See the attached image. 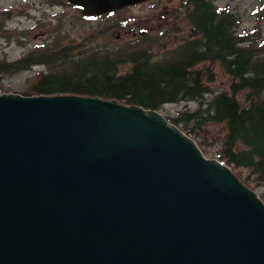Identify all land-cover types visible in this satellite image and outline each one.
I'll return each instance as SVG.
<instances>
[{"label":"water","instance_id":"1","mask_svg":"<svg viewBox=\"0 0 264 264\" xmlns=\"http://www.w3.org/2000/svg\"><path fill=\"white\" fill-rule=\"evenodd\" d=\"M0 264H264V202L160 110L0 91Z\"/></svg>","mask_w":264,"mask_h":264},{"label":"trees","instance_id":"2","mask_svg":"<svg viewBox=\"0 0 264 264\" xmlns=\"http://www.w3.org/2000/svg\"><path fill=\"white\" fill-rule=\"evenodd\" d=\"M179 7L182 28H168L161 35L106 39L108 31L126 28L119 21L76 37L61 26L50 27L24 55L0 58V78L38 67L24 95L98 96L149 110L196 103V108L185 107L167 119L193 138L201 137L209 125H222L224 134L215 142L218 159L239 172L243 183L260 189L264 202V36L256 29L241 30L242 14L215 0H182L174 11ZM170 32L177 33L172 46ZM10 33L18 34L17 42L23 44L21 37L28 32L9 30L0 19V37L11 41ZM218 64L230 80L221 91L212 86Z\"/></svg>","mask_w":264,"mask_h":264},{"label":"rangeland","instance_id":"3","mask_svg":"<svg viewBox=\"0 0 264 264\" xmlns=\"http://www.w3.org/2000/svg\"><path fill=\"white\" fill-rule=\"evenodd\" d=\"M181 1L148 0L116 12L86 17L81 13V7L72 5L66 0L64 5L54 4L52 0H0V19L6 20V27L16 33L21 31L28 32L25 38L21 37L23 44L17 42L15 36L18 34L13 36L10 33L11 41H9V38L0 37V58L6 57L9 60L19 58L35 42L43 40L47 36V29L54 26H61L66 34L76 37L80 33L90 30L96 31L106 27L109 23L119 21V23H124L126 28H120L118 31L110 30L107 35L105 34L106 39L113 38L115 41L132 37L134 31L138 34L145 30V32H149L152 35H161L168 28L179 30L178 28L183 26L180 17H177V13L181 11V8L179 7L178 11L174 10H176L177 6H180ZM215 3L221 7L236 9L242 14L241 30L252 31L256 29L257 32H261L262 36H264V0H215ZM8 12L11 15L10 18L5 15ZM176 38L177 33L170 32L168 40L172 41L169 42L171 46L175 45ZM163 45L168 46L169 44ZM36 69L38 67L30 71L12 73L1 77L0 83L4 88H0L1 93L29 96L23 93L27 89V84L30 82L29 79L32 77L31 75H34ZM216 72L217 80L212 84L213 89L221 91L228 88L229 77L223 72L219 64L216 66ZM185 107L194 109L196 108V103H169L160 111L165 116H176ZM201 134V137H190L199 145L206 158L219 160L217 155L218 143L215 142L224 134L222 125H209L205 127ZM234 172L239 178H243L239 172ZM256 192L258 195L261 193L260 189H257Z\"/></svg>","mask_w":264,"mask_h":264},{"label":"flooded vegetation","instance_id":"4","mask_svg":"<svg viewBox=\"0 0 264 264\" xmlns=\"http://www.w3.org/2000/svg\"><path fill=\"white\" fill-rule=\"evenodd\" d=\"M128 32H130V31H128ZM144 32H145V30H144V31H141L140 33H144ZM136 33H137V32L135 31L134 34H136Z\"/></svg>","mask_w":264,"mask_h":264}]
</instances>
